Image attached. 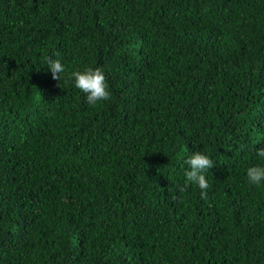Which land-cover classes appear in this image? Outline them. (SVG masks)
<instances>
[{
    "label": "trees",
    "instance_id": "1",
    "mask_svg": "<svg viewBox=\"0 0 264 264\" xmlns=\"http://www.w3.org/2000/svg\"><path fill=\"white\" fill-rule=\"evenodd\" d=\"M260 148L264 0H0V264H264Z\"/></svg>",
    "mask_w": 264,
    "mask_h": 264
},
{
    "label": "clouds",
    "instance_id": "2",
    "mask_svg": "<svg viewBox=\"0 0 264 264\" xmlns=\"http://www.w3.org/2000/svg\"><path fill=\"white\" fill-rule=\"evenodd\" d=\"M59 55V53H57ZM48 69L52 73L53 80L60 81L61 74L65 72V67L60 59L49 58ZM75 87L87 94V102L96 106L99 103L111 99V92L107 77L101 68H88L85 71H74L72 73ZM257 156L264 159V148L257 151ZM185 163L189 169L185 172L186 186L191 184L201 190V199H207L210 184L205 173L214 167V162L209 156L195 152ZM247 178L252 185H259L264 181V166H251L247 169ZM175 199V197H173Z\"/></svg>",
    "mask_w": 264,
    "mask_h": 264
}]
</instances>
